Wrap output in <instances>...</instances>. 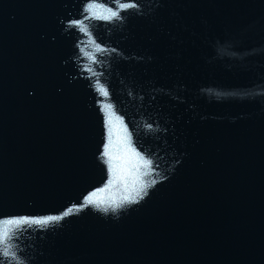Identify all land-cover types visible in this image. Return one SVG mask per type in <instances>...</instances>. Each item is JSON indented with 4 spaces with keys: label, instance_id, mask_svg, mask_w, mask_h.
<instances>
[{
    "label": "water",
    "instance_id": "water-1",
    "mask_svg": "<svg viewBox=\"0 0 264 264\" xmlns=\"http://www.w3.org/2000/svg\"><path fill=\"white\" fill-rule=\"evenodd\" d=\"M0 264H264V0H0Z\"/></svg>",
    "mask_w": 264,
    "mask_h": 264
},
{
    "label": "snow or ice",
    "instance_id": "snow-or-ice-1",
    "mask_svg": "<svg viewBox=\"0 0 264 264\" xmlns=\"http://www.w3.org/2000/svg\"><path fill=\"white\" fill-rule=\"evenodd\" d=\"M48 219L52 220V219H58V217H49Z\"/></svg>",
    "mask_w": 264,
    "mask_h": 264
}]
</instances>
